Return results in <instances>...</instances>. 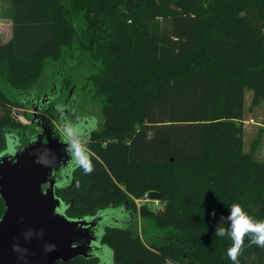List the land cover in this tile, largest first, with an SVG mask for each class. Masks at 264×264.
<instances>
[{
	"label": "trees",
	"instance_id": "obj_1",
	"mask_svg": "<svg viewBox=\"0 0 264 264\" xmlns=\"http://www.w3.org/2000/svg\"><path fill=\"white\" fill-rule=\"evenodd\" d=\"M0 20L11 23L0 41V154L7 135H28L11 112L46 64L87 62L101 125L88 161L56 190L66 217L104 214L112 264H233L232 241L215 235L230 227L229 206L264 221L260 134L243 150L245 93L248 112L264 101V0H10ZM149 192L161 209L135 204ZM116 209L122 223L105 226ZM238 264H264V248L246 236Z\"/></svg>",
	"mask_w": 264,
	"mask_h": 264
},
{
	"label": "water",
	"instance_id": "obj_2",
	"mask_svg": "<svg viewBox=\"0 0 264 264\" xmlns=\"http://www.w3.org/2000/svg\"><path fill=\"white\" fill-rule=\"evenodd\" d=\"M51 129L55 134L48 130L45 142L37 136L12 154H0V264L67 263L98 257L102 250L103 215L72 220L66 209L59 212L55 175L68 166L70 154L68 142ZM147 198L160 196L149 192Z\"/></svg>",
	"mask_w": 264,
	"mask_h": 264
},
{
	"label": "rangeland",
	"instance_id": "obj_3",
	"mask_svg": "<svg viewBox=\"0 0 264 264\" xmlns=\"http://www.w3.org/2000/svg\"><path fill=\"white\" fill-rule=\"evenodd\" d=\"M10 0H0V11L9 7ZM11 37V24L9 20H0V41L5 43ZM59 70L61 75L58 77L57 87L59 88L61 82L70 80L71 84L75 86L72 98L66 103L67 93L63 92V95L59 93L54 102L62 108L64 114L62 116H56L57 122L51 120V124L57 125V129L64 136V139L72 144L73 150L75 151L76 158L75 163L70 165L69 168L65 169L61 174L59 188L67 187L70 184L71 175L75 168L82 165L87 159L89 154L82 147V139L86 132L95 130L100 127L96 125V120L101 121V105L97 99L93 98V93L89 86L86 85V80L89 76L96 73L97 71L87 62H76V60H67L64 63H51L48 62L45 66L42 78L36 88L37 94L48 92L53 86V78L55 77L56 71ZM70 90H73L71 87ZM251 93H245V104H244V117H243V150L247 152L250 144L256 139L258 133L260 134V144L256 152V159L264 163V101L255 108L252 112H248L247 109L250 104ZM68 100V99H67ZM16 115L20 116L24 125H27V120L21 115V112L16 111ZM93 116V118H91ZM96 118V120H95ZM58 123V124H57ZM8 140V150L12 151L13 144L19 143V139L11 142L10 138L6 137V146ZM15 140V139H14ZM77 142V143H76ZM78 144V145H77ZM5 146V148H6ZM137 206L148 203L150 207L155 210L161 209V204L158 201L147 200H134ZM66 205L61 203L59 212H64ZM104 213L107 215L105 226H119L122 223L123 215L119 210H106ZM110 217V218H109ZM99 264H112V252L102 247L101 252L98 253ZM166 264H174L167 262Z\"/></svg>",
	"mask_w": 264,
	"mask_h": 264
},
{
	"label": "flooded vegetation",
	"instance_id": "obj_4",
	"mask_svg": "<svg viewBox=\"0 0 264 264\" xmlns=\"http://www.w3.org/2000/svg\"><path fill=\"white\" fill-rule=\"evenodd\" d=\"M57 81L58 80H56V79L54 80V78H53V86L51 87V89L48 92H45L42 94H37L36 92L32 93L30 95V97H28L27 100H25L26 101L25 102L26 105H24L25 107L17 109V111L21 112V115L28 121L27 122V126H29V129L27 131L28 135L25 138H23V136H21L19 133L16 136L7 135V139L9 137L11 142L19 139V143H17L16 145L13 144V149H11L12 151H10V150H8L9 148H8V140H7V146L4 150V152H8V153L12 154V153L20 150L21 148H23V146H25L29 140H33L35 137L41 136V135L44 136L43 141L45 142L46 141L45 136L48 133V130H50L51 134H55V132L52 131V129H51L52 127H53V129L58 130L57 125L51 124L50 121L55 120L57 122L56 116L57 115H58V117L62 116V114H64V112L66 113V111H63L62 108L59 109L60 106L54 102V99L57 98L59 93L61 95H63V92H66L67 95L69 94L66 98L65 104H67V102L72 98L71 94L75 90V86L73 84H71L69 86V89L67 91H64L63 89H61L62 88L61 86L63 85V83L61 82V85L58 88L57 87ZM86 85H87V80H86ZM87 86H89V85H87ZM71 87H73V90H70ZM50 108L52 110L51 111L52 114L49 113ZM46 110H48V112H46ZM29 116H30V118L28 119ZM91 118H93V116H91ZM95 120H96V118H95ZM96 125H101V121L98 122V120H96ZM97 129H95V130H97ZM95 130H91L88 133L86 132L84 138L82 139L83 144H81V145L87 151V153L89 155H90V152L87 148V137L91 132H93ZM58 132H59V130H58ZM59 134L62 135V133H60V132H59ZM62 137L64 138L63 135H62ZM68 144H69L68 150H69V154H70V161L68 163V166L66 168H64L62 170V172H64L65 169L69 168L70 165L75 163V161H74L76 158L75 151L73 150L72 144H70V143H68ZM62 172H61V174H62ZM61 174H60V176L55 175V177L58 181L61 179ZM102 219L103 218H101V221H102Z\"/></svg>",
	"mask_w": 264,
	"mask_h": 264
},
{
	"label": "clouds",
	"instance_id": "obj_5",
	"mask_svg": "<svg viewBox=\"0 0 264 264\" xmlns=\"http://www.w3.org/2000/svg\"><path fill=\"white\" fill-rule=\"evenodd\" d=\"M230 215L227 220L230 221V227L225 229L219 226L216 231V236H227L231 241V246L227 249V256L233 261V264H238V255L240 254L244 238L250 239V244H255L264 248V221H256L250 217L238 203H233L229 206ZM214 216L215 213L213 212ZM223 219V218H222Z\"/></svg>",
	"mask_w": 264,
	"mask_h": 264
},
{
	"label": "built area",
	"instance_id": "obj_6",
	"mask_svg": "<svg viewBox=\"0 0 264 264\" xmlns=\"http://www.w3.org/2000/svg\"><path fill=\"white\" fill-rule=\"evenodd\" d=\"M16 109H12V112H11V115L18 121V122H22L23 121V119L20 117V116H17L16 115Z\"/></svg>",
	"mask_w": 264,
	"mask_h": 264
},
{
	"label": "crops",
	"instance_id": "obj_7",
	"mask_svg": "<svg viewBox=\"0 0 264 264\" xmlns=\"http://www.w3.org/2000/svg\"><path fill=\"white\" fill-rule=\"evenodd\" d=\"M11 24V23H10Z\"/></svg>",
	"mask_w": 264,
	"mask_h": 264
}]
</instances>
